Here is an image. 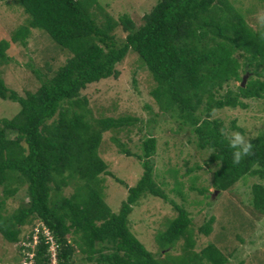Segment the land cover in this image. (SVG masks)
Masks as SVG:
<instances>
[{
  "label": "trees",
  "instance_id": "obj_1",
  "mask_svg": "<svg viewBox=\"0 0 264 264\" xmlns=\"http://www.w3.org/2000/svg\"><path fill=\"white\" fill-rule=\"evenodd\" d=\"M12 1L28 19L8 39L0 38V60L10 59L5 53L10 43L18 41L25 47L34 28L44 31L65 58L55 67L46 60L39 67L25 63L38 82L34 91L18 94L0 77V98L19 106L12 117L0 118V211L6 196L19 185H25L26 194L23 205L8 215L0 213L2 238L21 249V242L29 240L33 225L40 222L56 244L55 264H76L75 251L95 264H204L200 256L204 252L208 264H231L212 244L194 247L187 211L153 180L155 138L151 134L141 141L142 171L132 186L106 170L107 163L97 152L102 133H118L135 119L94 117L86 95L80 93L100 79L116 78L115 64L128 50L135 52L153 79L148 94L160 114L188 126L197 147L209 150L207 162L216 165L212 187L226 190L241 177L254 176L259 182L250 186V204L264 212V184L260 182L264 179V131L246 138L253 146L251 154L234 164L236 149L229 146L231 136L226 135L220 120L211 117L216 109L244 108L241 98H264V18L253 29L241 14L249 7L236 9L227 0H156L135 20L127 14L114 18L96 0ZM118 30L124 33L120 42L115 38ZM244 73L247 77L242 86L218 93L223 84L240 82ZM145 108L152 112L148 105ZM233 123L230 128L241 134L242 129ZM7 131L14 137L7 138ZM109 140L119 152L134 155L116 136ZM195 168L198 166L187 167L185 173ZM101 173L126 188L116 213L102 198ZM70 180L74 181L72 192L65 196L63 188ZM204 190L197 191L203 194ZM141 195L159 197L176 212L157 240L163 251L179 241V254L157 259L130 231L127 215ZM211 221L205 220L197 231L207 234ZM23 226L29 228L21 235ZM38 237L33 262L47 264L46 244Z\"/></svg>",
  "mask_w": 264,
  "mask_h": 264
},
{
  "label": "rangeland",
  "instance_id": "obj_2",
  "mask_svg": "<svg viewBox=\"0 0 264 264\" xmlns=\"http://www.w3.org/2000/svg\"><path fill=\"white\" fill-rule=\"evenodd\" d=\"M104 11L114 18L127 14L132 20L148 11L156 0H96ZM236 9L244 6L242 16L251 28H259L263 24V0H227ZM7 5V6H6ZM98 12V10H96ZM137 15V16H136ZM28 17L17 9L12 0H0V38L8 39L13 30L26 24ZM100 15L97 14V21ZM124 33L117 31L115 38L123 40ZM17 51V52H16ZM10 57L0 60V77L8 89L23 94V91H34L38 86L25 63L31 62L34 67L42 66L43 60L56 66L65 58L55 43L42 30L31 29L25 47L20 42H12L5 50ZM118 70L116 78L107 77L88 85L80 94L86 95L88 106L94 117L129 116L134 122L118 133L116 130L102 133L98 145V155L107 163L106 170L132 186L139 178L142 167L141 141L151 134L155 138V149L152 155L151 171L154 182L164 191L168 198L182 206L191 219L190 225L194 236V247L199 249L212 244L213 249L231 264H264V212L254 209L250 204V186L259 179L254 176H243L226 190H215L211 185V174L215 163L207 162L208 149H199L196 137L188 126L160 114L157 106L148 94L154 85L153 79L135 52L128 50L122 60L115 64ZM243 74H241L242 76ZM238 81H229L222 85L218 93L225 89H235ZM246 104L244 108L224 107L213 111L211 117L222 122L226 135L235 133L230 128L233 121L242 129L245 139L254 136L259 130L264 131V98H241ZM148 105L152 112L145 106ZM18 103L0 98V118H10L18 110ZM153 121L148 122V118ZM116 136L123 146L134 155L119 152L109 140ZM7 138L14 133L7 131ZM139 157V158H138ZM190 166H198L191 173H185ZM173 171H176L174 174ZM196 175H195V174ZM194 175V176H193ZM102 181V198L109 210L116 213L119 204L125 199L126 188L114 181L110 176L99 174ZM75 180V179H73ZM73 180L63 188L66 196L72 192ZM81 182V181H80ZM264 184V179L260 181ZM11 187L14 184L10 185ZM195 187L196 190L191 189ZM205 189L203 194L197 190ZM3 197L0 186V198ZM26 202L25 185L21 184L12 195L6 196L0 213L8 215L15 208ZM171 205L152 195H141L127 215L128 226L133 235L157 259H164L166 254H179V241L166 250H161L157 236L175 216ZM211 218L210 231L202 234L197 231L205 220ZM29 226L21 227V235ZM22 251L0 235V264H20ZM205 253V252H204ZM200 253L202 263L208 264L207 254ZM21 255V256H20ZM21 258V261L19 260ZM85 254L75 251L76 264H95L94 260H84ZM210 257L217 258L210 254ZM210 262V260H208ZM176 261L175 264H178Z\"/></svg>",
  "mask_w": 264,
  "mask_h": 264
},
{
  "label": "built area",
  "instance_id": "obj_3",
  "mask_svg": "<svg viewBox=\"0 0 264 264\" xmlns=\"http://www.w3.org/2000/svg\"><path fill=\"white\" fill-rule=\"evenodd\" d=\"M39 235H41L42 242L46 244V253H48L49 256V262L47 264H55L56 244L50 231L40 222L33 225L29 240L21 242L22 248L20 250L23 252L24 260H22L20 264H35L33 262V256L34 249L39 241Z\"/></svg>",
  "mask_w": 264,
  "mask_h": 264
},
{
  "label": "clouds",
  "instance_id": "obj_4",
  "mask_svg": "<svg viewBox=\"0 0 264 264\" xmlns=\"http://www.w3.org/2000/svg\"><path fill=\"white\" fill-rule=\"evenodd\" d=\"M261 16L264 15H260L258 18ZM229 146L233 149H236V151L233 152L234 164H238L243 156L251 154L253 147L252 144L239 132H235L231 135V138L229 139Z\"/></svg>",
  "mask_w": 264,
  "mask_h": 264
},
{
  "label": "water",
  "instance_id": "obj_5",
  "mask_svg": "<svg viewBox=\"0 0 264 264\" xmlns=\"http://www.w3.org/2000/svg\"><path fill=\"white\" fill-rule=\"evenodd\" d=\"M246 77H247V74H246V73H244V74L241 76V79H240V82H239V85H240V86L243 85V83H244Z\"/></svg>",
  "mask_w": 264,
  "mask_h": 264
},
{
  "label": "crops",
  "instance_id": "obj_6",
  "mask_svg": "<svg viewBox=\"0 0 264 264\" xmlns=\"http://www.w3.org/2000/svg\"><path fill=\"white\" fill-rule=\"evenodd\" d=\"M7 6V5H6ZM128 186H129V184H128Z\"/></svg>",
  "mask_w": 264,
  "mask_h": 264
}]
</instances>
